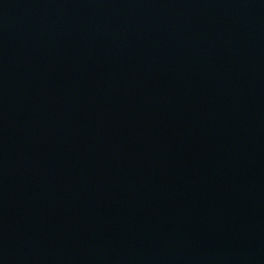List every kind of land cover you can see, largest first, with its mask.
Here are the masks:
<instances>
[{
	"label": "water",
	"instance_id": "1",
	"mask_svg": "<svg viewBox=\"0 0 264 264\" xmlns=\"http://www.w3.org/2000/svg\"><path fill=\"white\" fill-rule=\"evenodd\" d=\"M0 264H264V0H0Z\"/></svg>",
	"mask_w": 264,
	"mask_h": 264
}]
</instances>
